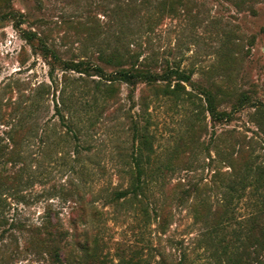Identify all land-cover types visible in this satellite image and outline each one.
Returning <instances> with one entry per match:
<instances>
[{
    "label": "rangeland",
    "instance_id": "374dc122",
    "mask_svg": "<svg viewBox=\"0 0 264 264\" xmlns=\"http://www.w3.org/2000/svg\"><path fill=\"white\" fill-rule=\"evenodd\" d=\"M112 52L192 71L222 90L218 109L230 116L117 83L112 104L70 128L57 112L69 91L61 78L83 81L64 63L106 66L100 54ZM3 92L8 124L26 125L28 138L1 180L0 264H264L263 191L230 192L224 161L252 153L264 164V0H0ZM135 121L152 135L149 167L171 165L142 201L116 197L131 182ZM77 202L86 216L74 223ZM47 218L63 223L62 237L46 234Z\"/></svg>",
    "mask_w": 264,
    "mask_h": 264
},
{
    "label": "trees",
    "instance_id": "16d2710c",
    "mask_svg": "<svg viewBox=\"0 0 264 264\" xmlns=\"http://www.w3.org/2000/svg\"><path fill=\"white\" fill-rule=\"evenodd\" d=\"M31 37L32 35H29V39ZM44 52L52 54L51 49L48 47H44ZM99 58L106 66L93 63L90 60H72L64 63L65 71L79 73L80 79L83 81L79 87V85H74L70 76L66 74L61 78L65 85L63 92H66L68 89L69 91L65 94L68 97L67 100L63 96L62 102L57 103V112L62 115L63 119L65 118L64 122L67 120L66 122L70 128H78L81 121H83L82 117L84 115L89 116L94 110H99L101 113L103 108L112 104L118 94L117 83H126L132 86L137 83H147L155 87V95L157 97H169L182 105L185 102L191 101L194 97H198L201 100L204 99L206 104L205 109L214 119H219L224 115L230 116V113L219 111L218 109L220 98H223L219 97L218 92L222 90L218 89L216 85L204 86L195 81L192 71L173 65H168L160 70H154L137 63L138 59L127 63V60L130 59L125 61L124 55L117 52L101 53ZM108 67H111L112 70L108 71ZM50 78L54 82L53 71H51ZM88 79L95 82L92 88H89ZM9 92L10 94L13 92L11 87ZM89 92L91 96L87 97L89 96ZM3 94L4 92L0 93V122H3L2 124L5 125L6 129L3 131V136H0V188L3 187L2 183L3 181L6 182L8 177L5 174V165L24 161L22 144L28 138V127L26 125H22V123H20L21 125H17L16 123L8 124L7 115H10V113L8 114L6 111L2 112L1 109ZM8 104H11L9 106L13 110H16V108L21 109L22 106L26 107L21 103L18 104L16 101L12 102V100ZM145 107L147 108V105L143 103L141 105L143 111ZM64 111L68 115L65 116ZM151 138L152 135L149 132L148 124H141L135 121L134 147L131 156L133 167L131 182L129 188L116 194L117 198L133 194L141 201L147 199L148 195L146 192L153 187L159 177L164 176V170L170 168L171 165L168 163L166 165H157L153 169L149 167L151 153L154 151ZM224 161L227 167H230V172L227 175L228 184L226 186L229 191L238 192L250 189L252 191H263L262 200L264 203V164L258 163L252 153L242 161L238 157H234V155L225 157ZM178 166H180V163H177V168ZM6 204L7 198H4L2 192H0V207H5ZM72 209L73 220L71 221L74 223L83 222L86 216L85 204H78L77 202ZM62 225L63 223L60 220L54 221L50 218H47L43 223V227L47 231L46 234L53 240L65 234L62 231ZM56 256L58 257V253H56Z\"/></svg>",
    "mask_w": 264,
    "mask_h": 264
}]
</instances>
